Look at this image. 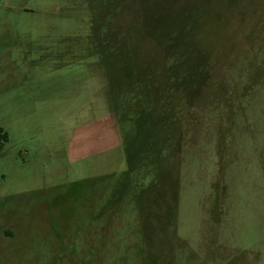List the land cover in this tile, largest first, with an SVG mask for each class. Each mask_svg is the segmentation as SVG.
<instances>
[{"label":"rangeland","instance_id":"374dc122","mask_svg":"<svg viewBox=\"0 0 264 264\" xmlns=\"http://www.w3.org/2000/svg\"><path fill=\"white\" fill-rule=\"evenodd\" d=\"M100 3L134 56L158 27L206 62L156 172H127L123 113L116 146L74 142L108 113ZM0 264H264V0H0Z\"/></svg>","mask_w":264,"mask_h":264},{"label":"trees","instance_id":"16d2710c","mask_svg":"<svg viewBox=\"0 0 264 264\" xmlns=\"http://www.w3.org/2000/svg\"><path fill=\"white\" fill-rule=\"evenodd\" d=\"M100 5L89 10L91 34L87 52L95 56L94 65L103 75L107 109L115 116L116 124L119 112L135 124V143L126 146L127 172H144L145 165L156 172L164 153L169 155L174 149L170 126L176 112H184L192 105L187 88L194 82V69L197 74L202 73L206 62H194L190 46L179 44L173 31L164 36L158 27L146 31L149 39L145 42L139 39V55L134 56L128 34L116 31L112 24L115 5ZM153 181L158 182L156 176Z\"/></svg>","mask_w":264,"mask_h":264},{"label":"crops","instance_id":"0c3cea01","mask_svg":"<svg viewBox=\"0 0 264 264\" xmlns=\"http://www.w3.org/2000/svg\"><path fill=\"white\" fill-rule=\"evenodd\" d=\"M76 133L78 135L74 142L84 154H94L104 148L117 145L116 118L109 111L100 119L80 128Z\"/></svg>","mask_w":264,"mask_h":264}]
</instances>
